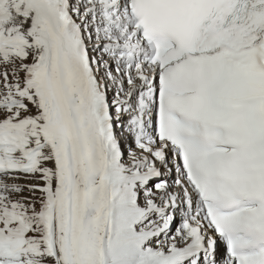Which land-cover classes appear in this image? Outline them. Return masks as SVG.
<instances>
[{"label": "snow or ice", "instance_id": "obj_1", "mask_svg": "<svg viewBox=\"0 0 264 264\" xmlns=\"http://www.w3.org/2000/svg\"><path fill=\"white\" fill-rule=\"evenodd\" d=\"M0 264H264V0H0Z\"/></svg>", "mask_w": 264, "mask_h": 264}]
</instances>
